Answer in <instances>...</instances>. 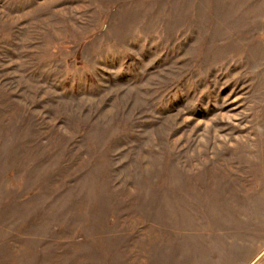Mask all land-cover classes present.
<instances>
[{
  "label": "rangeland",
  "instance_id": "obj_1",
  "mask_svg": "<svg viewBox=\"0 0 264 264\" xmlns=\"http://www.w3.org/2000/svg\"><path fill=\"white\" fill-rule=\"evenodd\" d=\"M0 264H264V0H0Z\"/></svg>",
  "mask_w": 264,
  "mask_h": 264
}]
</instances>
